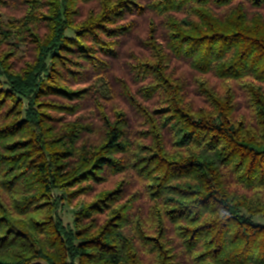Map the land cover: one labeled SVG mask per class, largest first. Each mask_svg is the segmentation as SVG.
I'll use <instances>...</instances> for the list:
<instances>
[{
  "label": "trees",
  "instance_id": "obj_1",
  "mask_svg": "<svg viewBox=\"0 0 264 264\" xmlns=\"http://www.w3.org/2000/svg\"><path fill=\"white\" fill-rule=\"evenodd\" d=\"M259 217L264 0H0V264H264Z\"/></svg>",
  "mask_w": 264,
  "mask_h": 264
},
{
  "label": "rangeland",
  "instance_id": "obj_2",
  "mask_svg": "<svg viewBox=\"0 0 264 264\" xmlns=\"http://www.w3.org/2000/svg\"><path fill=\"white\" fill-rule=\"evenodd\" d=\"M68 35H72V32H68ZM89 110L85 115L91 114ZM120 182V176L111 177L106 183L103 184H91V189H87L83 194L72 195V189H60L52 192V197L57 202V208L55 211L56 216L61 219L63 224L67 227H73L77 212L81 210L83 205L91 203L98 193L102 191L115 189ZM86 186V185H85ZM257 221L264 224V217H259ZM38 263H44L42 261Z\"/></svg>",
  "mask_w": 264,
  "mask_h": 264
}]
</instances>
